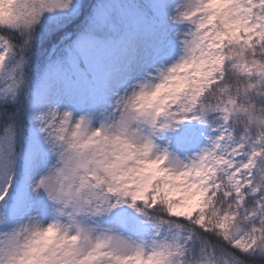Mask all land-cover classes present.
<instances>
[{
    "label": "snow or ice",
    "instance_id": "snow-or-ice-1",
    "mask_svg": "<svg viewBox=\"0 0 264 264\" xmlns=\"http://www.w3.org/2000/svg\"><path fill=\"white\" fill-rule=\"evenodd\" d=\"M0 264H264V0H0Z\"/></svg>",
    "mask_w": 264,
    "mask_h": 264
}]
</instances>
